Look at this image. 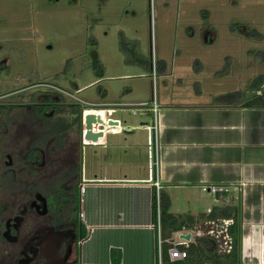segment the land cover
I'll use <instances>...</instances> for the list:
<instances>
[{
    "label": "rangeland",
    "instance_id": "1",
    "mask_svg": "<svg viewBox=\"0 0 264 264\" xmlns=\"http://www.w3.org/2000/svg\"><path fill=\"white\" fill-rule=\"evenodd\" d=\"M263 63L264 0H0V105L31 103L43 92L82 107L117 110L108 114L109 122L137 127L130 129L133 134L124 128L115 136L127 145L138 144L137 151L145 149L146 158L142 144H147L148 133L140 123L153 120L144 112L134 114L133 105L152 104V94L159 105L167 98L185 97L198 81L206 92L245 91ZM119 101L124 104L114 105ZM69 105L57 117L70 118ZM25 111H0L4 160L16 144L24 146L28 134L40 135L51 120ZM76 128L60 131L58 146L70 145V155L56 167L55 182L60 176L79 175L71 158ZM109 139L114 143V135ZM84 149L89 172L96 167L99 176L114 174V146ZM73 180L68 183L75 192L79 180ZM101 241L107 248L111 239ZM80 264L103 263L82 254Z\"/></svg>",
    "mask_w": 264,
    "mask_h": 264
},
{
    "label": "crops",
    "instance_id": "2",
    "mask_svg": "<svg viewBox=\"0 0 264 264\" xmlns=\"http://www.w3.org/2000/svg\"><path fill=\"white\" fill-rule=\"evenodd\" d=\"M209 34L211 38L216 36ZM162 73H168V68ZM253 82L256 88L252 92L260 94L264 90V65L250 76L245 91L206 92L198 81L193 93L167 98L161 105L152 94V102L159 107L158 167L150 165L147 144H142L143 148L147 146L146 158L145 149L137 151L138 144L127 145L115 136L124 128L132 131L126 134H133L130 129L137 126L113 125L114 129L105 132L94 144H84L83 133L80 134L84 146L78 188L85 181L86 191L81 201L79 190V201L86 236L89 235L82 245L81 256L103 264H159L162 198L167 197L172 214H190L196 223L203 222L199 216L208 215L216 205H238L239 264H264V107L244 106L245 95L236 98L235 104H227L224 98L238 92L247 94V87ZM75 87L80 89L77 84ZM129 92L127 89L126 94ZM118 104L124 103L119 101L114 105ZM93 107L83 108L87 112L104 113L105 119L108 117L102 111L106 108ZM147 124L142 119L140 128L148 133ZM110 134L114 135L112 144ZM98 145L114 146L111 176H99L96 167L89 172L84 163L85 146ZM156 182L160 184L159 189ZM213 185H224L228 191L220 193L217 199L216 194L203 189ZM196 230L176 233L192 232L191 241H194ZM104 237L111 239L107 248L101 241Z\"/></svg>",
    "mask_w": 264,
    "mask_h": 264
},
{
    "label": "flooded vegetation",
    "instance_id": "3",
    "mask_svg": "<svg viewBox=\"0 0 264 264\" xmlns=\"http://www.w3.org/2000/svg\"><path fill=\"white\" fill-rule=\"evenodd\" d=\"M40 95L31 103L2 104L10 105L3 109H26L25 113L35 115L38 119H49L59 115L60 110L65 108L64 105L74 104V109L82 107L76 102L60 101L48 93L41 92ZM75 112L76 110L71 114L72 118H75L73 127L77 126ZM76 129L78 140L73 146L71 158L75 163L73 167L79 166V175L75 172L73 176H60L57 182L56 167L67 162L70 145L60 148L54 138L45 140L42 146L36 145L39 137L28 134L29 141L19 147L20 156L25 148L33 147L40 151L38 169L41 167L43 172L38 170L39 175L29 177V181L23 183L22 189L15 193V199L11 201L12 206H8L0 214V264H80L84 223L80 216V201L77 207V195L71 191L68 183L72 182L71 177L77 181L81 173L84 145L78 126ZM19 130L20 134L24 133L22 127H19ZM60 149L62 154H58ZM73 170L76 171L75 168ZM56 183L58 185H55ZM77 211L80 217L76 215Z\"/></svg>",
    "mask_w": 264,
    "mask_h": 264
},
{
    "label": "trees",
    "instance_id": "4",
    "mask_svg": "<svg viewBox=\"0 0 264 264\" xmlns=\"http://www.w3.org/2000/svg\"><path fill=\"white\" fill-rule=\"evenodd\" d=\"M256 88L254 82L248 85L247 94H242L238 92L237 94H228L224 98L227 100V104H235L236 98H244L245 103H242L246 107H264V90L260 94L253 93L252 90ZM232 95V96H231ZM10 105H0V111L3 108H8ZM72 109L71 114L76 110V121L81 134L82 129V112L83 107L74 109V105H69ZM33 108V107H31ZM54 116V118L45 123V127L41 132L39 141L36 145H41L44 140L49 138H54V141L58 143V140L63 138L64 129L70 128L75 122L71 116L65 119L61 117ZM47 118V117H45ZM44 118V119H45ZM55 119V120H53ZM61 120L63 123H61ZM55 122V123H54ZM57 124V125H55ZM60 132V133H59ZM59 144V143H58ZM17 145V144H16ZM15 145V150L13 153L6 155L8 160H4V154L1 155L0 151V214L8 206H12L11 201L15 199V193L22 189V184L29 181V177L32 178L37 174L38 170L43 172V169H38V161L40 160V151L36 148H25L22 155H19V149ZM1 150V149H0ZM40 162V161H39ZM37 167V168H36ZM75 192H77V198L75 203L78 207V195L79 188L76 187ZM8 193H13L8 194ZM7 195V197H6ZM78 213V214H77ZM77 216L79 217V212L77 211ZM154 217L157 220L158 214L156 206H154ZM199 218H202L201 223H196L195 218L192 215H174L169 211V199L166 197L162 198V211H161V229L162 237L168 239L172 237L173 233L179 230H195L202 228L205 232L210 229L217 230L221 226L224 220L232 219V224L228 228V233L231 237V249L225 250L221 245H223V239H217L209 234L203 236H195L194 241H191L187 247L188 256L186 259L172 263L170 261L167 243L162 246V261L164 264H239L240 263V252H241V215L240 208L238 205H216L212 208L208 215L201 214ZM198 224V225H197ZM197 226V227H196ZM87 235V230L85 225L82 229V238ZM112 254H114V249H112Z\"/></svg>",
    "mask_w": 264,
    "mask_h": 264
},
{
    "label": "built area",
    "instance_id": "5",
    "mask_svg": "<svg viewBox=\"0 0 264 264\" xmlns=\"http://www.w3.org/2000/svg\"><path fill=\"white\" fill-rule=\"evenodd\" d=\"M133 108L131 109V111L135 114L137 112H150L151 116H152V124H147V130H148V135H147V146H148V153H149V159H150V165L151 167H158V129H159V121H158V113H159V107L157 105V103L155 101L152 102V104L150 105L148 102H142L140 104H137L136 106L133 105ZM102 111H106V114L108 116L109 113L111 112H117V110H112V109H107V110H102ZM101 111V112H102ZM88 113L87 111H84V114ZM96 113V111H95ZM104 118V125H97V124H93V131H99L101 128L103 129L104 133L110 130H113L114 126L113 125H109V117H107L105 119ZM84 144H94V143H98V142H93L90 140H83ZM156 185L158 187V189L160 188V184L159 182H156ZM204 191H208L211 193L216 194L217 192H227L228 188H226L224 185H213V186H204ZM79 190H80V195H81V201H82V196L86 191V183L85 181H83L82 183H80L79 186ZM159 199V197H158ZM159 212V211H158ZM80 216L83 217L84 216V212L81 210L80 211ZM232 224V219H227L224 220L223 224L221 226H219V228L217 230L215 229H210L208 232H205L202 228L197 229L196 231H194L193 233L195 234V236H203L205 234H209L212 235L214 237H217V239H223V245H221V247H223V249L225 250H230L231 249V237L228 233V228L229 226ZM189 232V231H188ZM187 231H183L180 233H174L172 235V237L168 238V239H164L161 235V233H159L158 236V247H159V252H160V259H159V264H163L162 262V246L163 244L167 243L169 245L168 248V253H169V257H170V261L172 263H176V262H180L184 259L187 258L188 256V250L187 247L191 241L187 240L184 238V236H182L183 234H186ZM192 233V232H191Z\"/></svg>",
    "mask_w": 264,
    "mask_h": 264
},
{
    "label": "water",
    "instance_id": "6",
    "mask_svg": "<svg viewBox=\"0 0 264 264\" xmlns=\"http://www.w3.org/2000/svg\"><path fill=\"white\" fill-rule=\"evenodd\" d=\"M109 125H118V121H110ZM93 124L104 125V118L100 113L88 112L82 116V126H83V139L90 140L93 142H98L101 137L104 136V131L101 128L99 131H93ZM125 132L131 133L132 131L126 130ZM220 192L216 193V198L218 199ZM185 239L190 240L192 233L188 232L183 234Z\"/></svg>",
    "mask_w": 264,
    "mask_h": 264
},
{
    "label": "clouds",
    "instance_id": "7",
    "mask_svg": "<svg viewBox=\"0 0 264 264\" xmlns=\"http://www.w3.org/2000/svg\"><path fill=\"white\" fill-rule=\"evenodd\" d=\"M84 111H86V110H83V112H82V116H83V114H84Z\"/></svg>",
    "mask_w": 264,
    "mask_h": 264
}]
</instances>
